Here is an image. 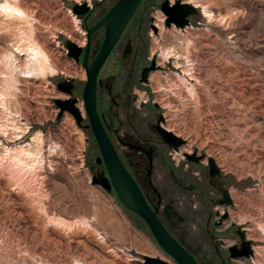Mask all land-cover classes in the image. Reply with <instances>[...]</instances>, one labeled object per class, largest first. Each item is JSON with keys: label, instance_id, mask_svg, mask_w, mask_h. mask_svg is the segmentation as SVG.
Masks as SVG:
<instances>
[{"label": "rangeland", "instance_id": "rangeland-1", "mask_svg": "<svg viewBox=\"0 0 264 264\" xmlns=\"http://www.w3.org/2000/svg\"><path fill=\"white\" fill-rule=\"evenodd\" d=\"M118 1L82 0L91 10L78 16L73 11L79 4L77 0H23L22 4L33 15L35 35L51 53L58 74L43 79L18 76L19 82L7 81L3 72L7 70L4 56L22 33L19 26L11 24L10 17L0 12V90L8 91V111L27 127L21 136L12 131L7 134L0 131V264H104L78 242L84 239L88 246L99 248L91 235L81 233L82 228L76 225L64 238L46 222L47 214L71 222L90 221L93 229L109 241L102 252L113 248L119 256V264H144V257L150 255L152 249L167 255L172 264H178L160 247L147 223L125 207L114 190L109 192L93 183V176L104 166L97 163L100 150L89 126L83 98L87 74L85 79L71 74L87 71L83 55L80 61L71 58L66 42L73 37L79 43L85 41L81 45L85 48L88 28ZM163 1H142L100 76L114 83V88L125 97L122 119L128 117L133 125L124 123L120 133H125L127 138L137 133L151 136V125L162 114L167 118V126L174 125L181 132L186 141L182 147L206 156L199 163L189 162L184 153L173 160L170 151L163 154L159 144L153 179L157 185L165 186L167 193L159 215L201 264H239L238 260L244 258H232L229 248L240 245L241 220L244 219L246 226L257 229L264 224V169L258 171L259 158H264V128L256 122L257 116H264V1L197 0L211 7L214 18L208 22L198 8L199 13L191 17L193 27L181 32L175 25L168 27L166 18L162 23ZM70 11L78 17L85 35L77 31ZM212 26L233 41L226 43ZM105 34V28H101L92 35L90 62L99 52ZM189 39L190 44H186ZM172 46L181 50L180 53L188 47L191 63L182 64L181 60L179 65L176 57L165 59L161 48ZM128 50V55L124 56ZM255 54L263 58L260 67ZM152 61L157 64L151 71L154 75H150V81L140 82L142 69ZM193 66L196 73L191 71ZM175 73L185 76L195 92L188 90L186 81ZM67 80L74 83L72 95L58 88L60 82ZM174 80L180 89L171 84ZM160 84L164 90L160 89ZM59 93L76 98L77 107L81 104L84 111L81 123L68 111H65L68 116L65 112L60 115L55 103ZM136 93L140 99L149 95L164 108L159 105L157 108L153 103L136 107ZM98 107L106 115L108 132H114V128L119 127L114 119L115 110L102 89ZM3 115L0 109V117ZM39 130L45 139L44 168L34 176L21 178L2 159V146L32 141ZM189 131L191 135L187 136ZM115 141L124 163L142 190L150 195L152 188L142 170L148 168V161H142L136 151L124 148L116 136ZM248 143L261 151V156L254 160L246 158L244 147ZM209 158L217 161L221 175L210 176ZM137 161L139 166H136ZM224 190L236 195L233 198L230 195L231 204L220 203ZM39 206H44L46 211H39ZM254 243L264 245V241H253L252 245ZM245 259L254 262L257 257L253 251V255Z\"/></svg>", "mask_w": 264, "mask_h": 264}, {"label": "water", "instance_id": "water-1", "mask_svg": "<svg viewBox=\"0 0 264 264\" xmlns=\"http://www.w3.org/2000/svg\"><path fill=\"white\" fill-rule=\"evenodd\" d=\"M143 0H119L107 14L95 23L88 30V44L84 48L73 40H67L66 47L68 55L80 61L83 55V64L87 71V81L83 91V98L87 115L90 121V128L94 134L95 140L100 150L98 163H104L106 169L98 172L93 176V183L101 185L107 191H115L122 204L128 209L138 214L149 226L154 238L160 247L178 264H201L198 259L170 232L159 216V207L151 203L135 176L128 169L122 160L118 149L111 138L107 127L104 124L98 107V88L100 84L99 75L101 69L109 56L111 55L116 44L122 37L128 23L132 19L139 5ZM91 6L87 3L76 4L73 11L78 16L88 14ZM161 10L166 16V25L168 27L175 25L178 28H185L190 25L191 17L199 13L198 8L190 3H184L182 0H176L171 3L170 0H164L161 4ZM105 28L106 34L99 52L90 62L91 38L99 29ZM130 45H128V48ZM129 50L124 56H127ZM157 67L156 61H152L151 65L145 66L141 71L140 82L146 83L149 80V74ZM58 88L69 94H73L74 83L72 81H62L58 84ZM55 103L60 108V115L65 111L70 112L81 123L83 117L80 109L76 106V98L55 99ZM159 107L157 103L153 104ZM164 117L161 114L158 118L156 128L163 141L174 150L179 148L186 142L185 139L175 135L172 131L164 128L161 123ZM151 165L153 163V152H147ZM185 158L191 163H199L205 159L204 154H198L196 151L192 154L185 153ZM209 174L212 177L221 175L222 172L213 158L208 159ZM150 172V171H149ZM224 198L220 200L221 204H231L229 193L224 190ZM241 238L240 245H234L229 248L232 258H248L253 255L252 242L247 240L241 228L238 230ZM144 264H172L159 257L146 255Z\"/></svg>", "mask_w": 264, "mask_h": 264}, {"label": "bare ground", "instance_id": "bare-ground-1", "mask_svg": "<svg viewBox=\"0 0 264 264\" xmlns=\"http://www.w3.org/2000/svg\"><path fill=\"white\" fill-rule=\"evenodd\" d=\"M170 1H171V3H175L176 0H170ZM261 1H264V0H261ZM77 2L79 4H81L82 0H77ZM183 2L184 3H190V4L194 5L196 8H200L201 13L203 14V16H205V18H206V20L208 22H211L213 20L214 12H213V10L211 9V7L208 4L207 5L206 4H202V3L199 4L200 2L197 1V0H183ZM22 3H23V0H4V1L0 2V12L3 13L5 16L10 17L11 21H12L11 24L16 26V27L19 26L18 28H20L19 30L22 33V35H20V36L18 35L19 37L12 44V46H13L12 50L9 51L8 53H6L5 56L3 55L4 59L6 60L7 70L5 69V71L4 72L2 71V72L4 73L3 76L5 78H7V81H9V82H19L18 81V76L25 77L27 79H35V78L36 79H43V78H47L49 76H54V75L58 74V69L53 63L51 53L48 51V49L45 46H43V44L38 40V38L35 35V31H34L35 29H34V27L32 25V22H31V17L33 18V15H31L29 10L26 7H24V5ZM5 4L8 5V8L10 10H5L4 9L3 6ZM89 4H90V2H89ZM70 12L72 13V11H70ZM21 13H22V15H21ZM72 17H73V21H74V24H75V27H76L77 31L81 32L82 35L83 34L85 35L84 30L81 29L80 26H79L78 17L74 13H72ZM161 21H162V23L165 21V16H162ZM212 30L215 33L220 34L221 36H223L225 41H226V43H229V42L233 41V40L230 41V39L227 36H224V34H222L219 31V29L215 28V26H212ZM71 36H73V35H71ZM71 39L75 43L79 44L80 46L85 44V41L82 42V43H79V42H77L78 40L76 41L73 37ZM182 41H184V40H182ZM157 42H158V40H157ZM190 42H191V39H189L186 44H190ZM177 45H179V44H177ZM187 48L188 47H186L185 49L181 48V49L184 50L183 51L184 53H180L181 50L179 51L173 46L170 47V48L162 47L161 48V55H163V57L165 59H167V60L172 58V57H176L178 59L176 61L177 64L180 65V63L183 62L182 64L188 65L189 63H191V59H190V57L188 55L189 51L187 50ZM254 56H255V61L258 63V67L262 66L263 58L260 56V54H255ZM241 58L244 59V57H241ZM181 60H183V61L180 62ZM189 70H186V71H189ZM191 71H193V73L194 72L196 73V69H195L194 66L191 68ZM71 74H74V76H76V77L77 76H81V78L85 79L87 73H85V71H83L82 73L74 72V73H71ZM189 74L191 75L192 73H189ZM153 75H154V73L151 74V77ZM179 77H181L183 80L186 81L188 90H190L191 92H195V89H194L192 83H190L185 76L179 74ZM263 77H264V74H263ZM171 84L173 86L177 87V89L179 88L178 85L176 84L175 80L173 82H171ZM12 86H13V84H12ZM12 86L10 84V87H12ZM160 86H161V84H160ZM187 88H186V90H187ZM160 89L164 90L165 88H163L161 86ZM180 91L181 90H179V92ZM7 92L4 89L0 90V109L5 114V115L0 117L1 118L0 119V131H3L5 134L11 133V131H12V132L16 133L17 136H21V134L26 132L27 127L25 126V123L21 122L18 118H16L11 113V111H8V102H7L8 93ZM56 97H58V99H67V98H69L67 96V94H65V93H59ZM78 108L80 109L81 114H83L84 111H83V107L81 106V104H80V107H78ZM65 116H68L67 112H65ZM256 122H258L264 128V116H257V121ZM246 126H245V128H246ZM167 128H168L169 131H172L173 133H175V135L181 137V135H182L181 132L178 129H176L174 127V125L173 126H167ZM188 135H191L190 131L187 134V136ZM243 139H246V138L244 137ZM44 140L45 139H44L43 132L39 130L33 135L32 141L21 143V144H16L15 146H12V147H10L8 145L7 146L4 145V146H2V148H4L2 159L5 160V162H8L13 167V169L15 170L17 175L21 176V178H24L25 176H34V175L37 174V172L39 170L43 169L44 165H45V156H44V150H43V142H44ZM256 142L258 143V141H256ZM243 143H244V140H243ZM0 145H2L1 142H0ZM243 145H245V144H243ZM182 150L183 151L185 150L187 153L192 154V149L191 148H187L186 146H183ZM244 152H245L244 156L246 158H248L249 160L250 159H252V160L257 159L259 156H261V153H262L261 151L259 152L255 148V146L252 145V143H248V144L245 145ZM238 155H239V153H238ZM223 156H224V154H223ZM245 157H243V158H245ZM224 159H226V158H224ZM252 160H251V162H252ZM215 162L219 166V164L217 163L216 160H215ZM258 167H259L258 171H259V169H261V170L264 169V158L263 157L259 158V166ZM12 181H13V179H12ZM232 192L230 193V195L233 198L236 195L233 194ZM37 205H38V203H37ZM43 207L39 206V208H38L39 211H42V212L46 211ZM34 211H35V209H34ZM57 216H55V214L53 216H50V215L47 214L48 218H46V219L48 221H46V220L45 221L49 222V224L51 226H53V229H55L62 237L65 238L67 236L68 232H71V229L74 228V226L78 225L79 227L82 228L81 229V231H82L81 233H87V234H89V236L90 235L92 236L94 241L95 240L97 241V245H98L99 248H95V246L94 247L88 246L86 240H84V239H80L78 241L80 244L84 245V247L87 249V251L89 253H91V255L94 254L97 257H99L103 261L104 264H119L118 263V261L120 260L118 258L119 256H118L117 253H115L113 248H112V250H107L106 252H102L103 248L106 247V244L109 241L106 242V239L104 238V236H102L101 233L96 232L93 229L94 227H92V225L89 223L90 221H87L86 219H84V220L81 219V220L76 221V222H71V221L66 220V219H64L62 217H59V216L57 217ZM38 217H39V215H38ZM42 218L44 219L43 215H42ZM42 218H41V220H42ZM241 221H243V222L240 223L241 226L243 225L241 229L243 230L247 240H249L251 242H253V241H255V242L256 241L263 242L264 241V224H263V228H261V227L259 228L258 227V229H257L255 227L246 226V222L244 221V219L241 220ZM37 228H38V226H37ZM43 233H44V231H43ZM41 234H42V232H41ZM58 237L59 236H57V238ZM49 239H51V238H49ZM60 241H62V240H60ZM55 246H56V244H55ZM67 246H69V245H67ZM252 249H253L254 255L257 257V259H255L254 262L249 261L248 259H245V258L244 259H240V260H238L239 264H264V261H263V258H264V245L261 244V243H259V244L254 243L252 245ZM163 254L164 253H161L160 251H158L156 249H152V251L150 253V255L153 256V257H159V258L164 259V260H166V261L171 263L170 259L166 258L167 255L164 256ZM76 264H84V263L77 262Z\"/></svg>", "mask_w": 264, "mask_h": 264}, {"label": "flooded vegetation", "instance_id": "flooded-vegetation-1", "mask_svg": "<svg viewBox=\"0 0 264 264\" xmlns=\"http://www.w3.org/2000/svg\"><path fill=\"white\" fill-rule=\"evenodd\" d=\"M150 75H151V73L149 74V77H150ZM140 77H141V73H140ZM99 79H100V84H99V88H98V102H99V91L102 89V90L107 92V97H108L109 103L115 110L114 119H115V121L118 122V126H119V127L114 128V132L111 131V133H109L111 138L113 139V142L115 143V145L117 147V142L115 141V136H116L118 138V141L123 144L124 148L128 149L130 152L136 151L137 154H139L141 156L142 161H145V160L148 161V168H144L142 170L147 175L148 183L152 188V192L150 195L146 194V192H144V193L151 203H153V204L158 203V202L162 203L164 201V199L167 197V193H166V187L165 186L157 185L154 182L153 173H154V167H155V158L157 156V152L159 151V149H158L159 144L162 147V153L163 154H166L167 151L172 150V148H170L168 146V144H166L163 141L162 137L160 136V134L156 128L157 121L153 122L151 125V129H152V135L151 136L145 135L143 133H137V134H134L133 136L131 135L130 137L127 138V135L125 133H122V132L120 133V127H122L124 125V123H130L131 125H133V123H131V121L128 117H125L126 118L125 120L122 119L124 116L121 113V108L125 104V97L123 95L119 94L118 90L114 88V83H111L108 80H104L100 75H99ZM139 80H140V78H139ZM136 95H137V93H136ZM137 102H138V97H135L134 98V104L136 105V107L141 108V107L146 106V104H144L143 102L141 104L139 103V106H138ZM99 111H100V109H99ZM100 114L102 116V119L104 121L105 126L107 127L106 115L103 114L101 111H100ZM183 145H185V143ZM117 149H118V147H117ZM148 151L153 152V163H152V165H151V162H150L148 154H147ZM118 152L120 154L119 149H118ZM120 156H121V154H120ZM121 158H122V156H121ZM139 164H140V162L137 161L136 166H139ZM98 165H103L104 166L103 170L106 169L104 163H98ZM128 169L130 170L129 167H128ZM163 191H165V192H163Z\"/></svg>", "mask_w": 264, "mask_h": 264}, {"label": "built area", "instance_id": "built-area-1", "mask_svg": "<svg viewBox=\"0 0 264 264\" xmlns=\"http://www.w3.org/2000/svg\"><path fill=\"white\" fill-rule=\"evenodd\" d=\"M166 18V17H165ZM190 27H193V23H192V21H191V23H190V25H188V26H186L185 28H178V30L181 32V31H186L188 28H190ZM175 74H177L178 76H179V73H175ZM150 81V80H149ZM154 91V90H153ZM145 93H147V91H145ZM138 95V101H139V103L141 104L142 102L144 103V104H146V105H149V104H154V103H157L159 106H161L162 108H164V106L163 105H161L160 103H158L157 102V100L156 99H151L150 98V96L149 95H147L145 98H142L141 97V99H140V96H139V94H137ZM163 117H164V121L161 123V125L164 127V128H166V129H168L167 128V118H166V116H164L163 115ZM183 154L184 153V156H185V151H183L182 150V146L179 148V150H174V149H172V150H170V156L172 157V159L173 160H175L176 159V155H178V154Z\"/></svg>", "mask_w": 264, "mask_h": 264}, {"label": "snow or ice", "instance_id": "snow-or-ice-1", "mask_svg": "<svg viewBox=\"0 0 264 264\" xmlns=\"http://www.w3.org/2000/svg\"><path fill=\"white\" fill-rule=\"evenodd\" d=\"M3 7H4L5 10H10V9L8 8V5H7V4H5ZM21 15H22V13H21Z\"/></svg>", "mask_w": 264, "mask_h": 264}, {"label": "trees", "instance_id": "trees-1", "mask_svg": "<svg viewBox=\"0 0 264 264\" xmlns=\"http://www.w3.org/2000/svg\"><path fill=\"white\" fill-rule=\"evenodd\" d=\"M140 5H141V4H140ZM140 5H139V6H140ZM88 30H89V28H88ZM159 216H160V215H159ZM160 218H161V217H160ZM161 219H162V218H161ZM162 221H163V220H162ZM166 227H167V226H166ZM181 243H182V242H181Z\"/></svg>", "mask_w": 264, "mask_h": 264}]
</instances>
